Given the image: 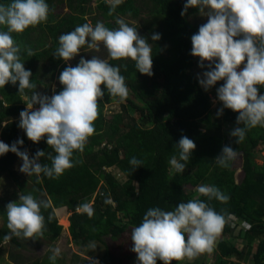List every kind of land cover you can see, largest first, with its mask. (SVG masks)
<instances>
[{"label":"trees","instance_id":"obj_1","mask_svg":"<svg viewBox=\"0 0 264 264\" xmlns=\"http://www.w3.org/2000/svg\"><path fill=\"white\" fill-rule=\"evenodd\" d=\"M93 1L46 0L50 8L47 22L22 34H12L22 49V62L25 69L31 71L36 90L52 95V83L69 66L62 58L54 56L59 47V37L89 23L87 16L92 17L94 24L102 22L114 30L118 27V18L126 19V23L127 20L137 23L148 12L150 19L144 20L142 26L128 24L137 31L144 28L147 32L145 38L153 48V75L141 74L130 59H110L109 63L119 66L121 75L125 77L129 89L124 100L126 105L123 112L108 119L106 105L120 99L111 96L107 87L101 85L104 97L98 101L96 134L89 139L83 154L75 153L76 166L66 170L58 179H50L43 174L40 177L32 175L30 190L9 169V175L14 177L24 195L31 194L47 204L41 209L45 218L44 235L52 241L60 238L63 227L58 224L56 211L66 208L72 212L69 231L76 242L105 244L100 263L88 261V264H138L132 242L128 252L121 256L111 250L105 239L111 237L115 242H121L128 235L131 237L132 229L139 226L149 208L172 211L182 202L199 198L226 220L214 264H264V164L256 162L257 148L264 143V127L246 130L244 141L237 144L229 131H223V125L243 127L237 124L239 114L225 108L223 122L214 119L209 93L200 85L198 77L190 74V70L200 62L199 58L191 55V38L203 25L191 21L199 14L198 9L189 8L182 16L187 0H125L109 15L108 1L96 0L95 9ZM7 3L10 0H0V4ZM61 6L68 9L63 16L57 12ZM146 8L149 11L145 12ZM0 30L5 29L0 26ZM153 34L161 38L153 41ZM28 48L32 49L34 56L27 55ZM86 50L90 49L84 48L81 52ZM42 88L44 91L41 92ZM62 90L63 85L60 84L55 93ZM259 94L264 95V87H259ZM26 103L19 93L18 83L0 88V141L10 146L23 140L22 147L17 145L20 151L34 156L38 149L44 151L46 155L39 162L51 167L48 154L54 156L55 152L47 144V138L36 144L28 139L26 133H21L13 121L26 110ZM128 110L135 114V121L131 124L125 123ZM4 123L7 125L2 128ZM182 136L191 139L196 148L186 163L185 171L178 173L171 168L169 160L173 155L179 158L177 146ZM224 146H231L242 155L244 177L240 183L234 170L236 159L230 161L227 168L220 167L215 161ZM133 157L142 161L138 168L130 164ZM19 159L12 152L0 156V169L5 172ZM113 169H117L125 181L118 180L113 172L108 171ZM199 185L218 188L229 197L228 202L200 196L196 191ZM187 187L192 191L188 192ZM83 203H93L92 217L77 211V206ZM0 212L7 221V211L1 203ZM234 218H245L248 230L236 233ZM5 236L21 247L20 237L11 234L7 226L0 231V244L7 241ZM237 239L244 242L243 249L238 247ZM33 264H53V261L48 259ZM54 264L58 263L55 261ZM157 264L163 262L158 260Z\"/></svg>","mask_w":264,"mask_h":264},{"label":"clouds","instance_id":"obj_2","mask_svg":"<svg viewBox=\"0 0 264 264\" xmlns=\"http://www.w3.org/2000/svg\"><path fill=\"white\" fill-rule=\"evenodd\" d=\"M120 3L121 0H109V15ZM189 8H197L201 16L207 17V23L201 25L191 38V55L199 58L201 69L207 62L208 70L198 77L199 83L208 91L224 81L217 89L218 99L223 108L239 114L237 124L243 127L234 128L230 135L240 144L246 130L264 127V95L259 94V87H264V0H187L181 15ZM49 12L46 0H10V3L0 4V26L5 29L0 30V88L9 83L19 84V93L27 101L26 110L20 113L19 127L36 144L47 138V144L55 152L54 156L48 154L51 167L39 162L46 155L44 151L38 149L34 158H30L27 151H20L23 140L10 146L0 141V156L8 152L16 154L23 161L20 171L28 176L43 174L58 179L76 166L75 153L83 154L89 139L96 134L98 101L104 97L101 85L121 101L127 99L129 89L119 66L93 56L90 60L81 58L77 66H68L61 72L59 81L63 90L59 93L47 96L38 92L36 83L31 80V71L26 70L22 62V49L12 34H22L46 23ZM116 24L118 27L114 30L102 22L94 26L91 23L77 26L59 37L54 56L68 62L74 60L81 49L99 51L103 45L111 60L130 59L137 71L152 76V45L125 20L118 18ZM160 38L158 34L152 35L153 41ZM27 55L35 54L28 48ZM34 105L39 107L34 110ZM223 108L218 115L223 114ZM177 148L179 158L173 155L169 164L176 172L183 173L196 145L187 136H182ZM237 155L231 146H224L215 161L220 167L227 168ZM130 164L138 168L142 161L133 157ZM196 191L200 196L221 203L229 200L214 186L199 185ZM42 207L46 208L47 204L31 194L21 193L19 202H9L6 213L11 234L28 240L42 239L45 230ZM77 211L89 217L94 214L89 203L78 205ZM225 223L223 215L199 198L182 202L172 211L149 208L139 226L131 231L132 251L137 254L138 264H157L158 260L163 264L174 261L182 264L201 253L211 252ZM90 247L95 248V244ZM59 254V249L53 250L49 257L53 264Z\"/></svg>","mask_w":264,"mask_h":264},{"label":"rangeland","instance_id":"obj_3","mask_svg":"<svg viewBox=\"0 0 264 264\" xmlns=\"http://www.w3.org/2000/svg\"><path fill=\"white\" fill-rule=\"evenodd\" d=\"M106 1L109 2V0ZM96 4H97L96 0H94L92 2V7L94 9L96 7ZM58 8L59 9L57 12L60 16H63L68 12V9L66 7L61 6ZM147 11H149L148 8L145 9V12ZM87 18L89 23H91L94 26L95 24L93 23L92 17L87 16ZM148 18L149 16L147 12V14L143 15L142 21L136 23L135 21L127 20V22L132 25L142 26L144 20H147ZM191 21L195 24H205L207 23V17L198 14L197 16L192 17ZM138 33L142 38H145V35L147 34L144 28H139ZM93 56L107 60L108 62L110 61V57L108 56L106 48H104L103 45H101L99 51L90 49L80 52V54L74 60L68 61L67 63L69 64V66L73 67L74 64L81 58L90 60L93 58ZM199 63H197L190 70V74L197 77H202L203 72L208 70L207 62H205L206 66L204 69H201L199 67ZM241 68H243V65H241ZM223 83L224 81H220L217 83L215 87L207 91L213 102L214 119L216 120V122H223L222 121L223 114L218 115L219 110L223 108V104L222 102L219 101L217 95V89L221 87ZM60 84L61 83L59 79L56 78V80L52 83V91H51L52 95L55 93V91L57 90ZM42 91H44V88L41 89V92ZM124 105H126L124 100L123 101L119 100L118 102L106 105L105 108L106 117L110 119L113 114L123 112ZM35 109L36 108L34 107V110ZM224 110L225 108H223V113ZM13 121L18 125L20 132L25 133L24 130L19 127L20 116L13 118ZM134 121H135V114L132 111L128 110V113H125V123L131 124ZM6 125L7 123H4L2 128H4ZM236 127L238 126L231 124H224L223 131H229L231 133V131ZM231 139H234V137L231 136ZM28 155L30 158L35 157L30 152H28ZM256 162L259 165L264 164V143H262L260 147L257 148ZM22 164L23 161L19 159L14 163V165L9 166V168L7 167L5 172H3L0 169V203L3 205L6 211H7L8 203L19 202V195L22 193L21 189L16 184L14 177L9 175V169H11L13 173H15L16 177L23 183L26 189L30 190L33 185L32 176H28L20 171ZM242 166H243L242 155L238 154L234 162V170L236 172V180L238 183H240L244 177ZM109 172H113V174L117 176L118 180L125 181V177H123L122 174H119V171L117 169L116 170L113 169L111 171L109 170ZM187 191L190 192L192 190L190 187H187ZM91 205H93V203H91ZM56 216L58 219V224L63 227V232L59 239H57L56 241H52L50 238H47L45 235H43L42 239H37V240H31V239L28 240V239L20 238L18 241L22 244L21 247L17 246V244H14L10 240H7L2 244H0V264H33L36 261L48 260L49 257L53 255L54 249L60 250V254L57 256L55 260L58 264H88V261L100 263L105 253V249H106L105 244L96 243L95 248H92L90 247L89 244H81V242L79 243L76 242L72 238L69 231L71 226L70 218L72 216V212L66 208H63L56 211ZM6 226H7L6 218L0 212V231L5 229ZM234 226L236 229V233L240 231L245 232L249 228V225H247L245 218H241V219L234 218ZM220 241H222V237L219 234V236L217 237L214 243L213 250L211 252L201 253L193 260L183 261L182 264H214L215 252L219 249L218 244ZM105 243L111 247V250L116 255L122 256L123 253L125 254L128 252V249L131 245V237H129L128 235L127 237H125V240L121 242L119 241L115 242L114 240H112L111 237H108L105 239ZM236 243L240 249L244 248V242L241 239H237ZM242 264H252V263H242Z\"/></svg>","mask_w":264,"mask_h":264},{"label":"crops","instance_id":"obj_4","mask_svg":"<svg viewBox=\"0 0 264 264\" xmlns=\"http://www.w3.org/2000/svg\"><path fill=\"white\" fill-rule=\"evenodd\" d=\"M122 1V0H121ZM123 1H125V0H123Z\"/></svg>","mask_w":264,"mask_h":264},{"label":"built area","instance_id":"obj_5","mask_svg":"<svg viewBox=\"0 0 264 264\" xmlns=\"http://www.w3.org/2000/svg\"><path fill=\"white\" fill-rule=\"evenodd\" d=\"M109 171V170H108ZM111 171V170H110Z\"/></svg>","mask_w":264,"mask_h":264}]
</instances>
